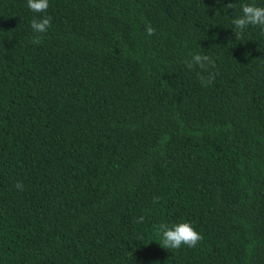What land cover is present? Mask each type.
<instances>
[{
	"label": "trees",
	"instance_id": "trees-1",
	"mask_svg": "<svg viewBox=\"0 0 264 264\" xmlns=\"http://www.w3.org/2000/svg\"><path fill=\"white\" fill-rule=\"evenodd\" d=\"M245 3L264 6L0 0V264H264V28L236 40ZM196 53L215 67L189 70ZM179 222L203 239L161 247Z\"/></svg>",
	"mask_w": 264,
	"mask_h": 264
},
{
	"label": "clouds",
	"instance_id": "clouds-1",
	"mask_svg": "<svg viewBox=\"0 0 264 264\" xmlns=\"http://www.w3.org/2000/svg\"><path fill=\"white\" fill-rule=\"evenodd\" d=\"M219 2V0H217ZM227 8H234L233 3L225 5ZM27 7L34 13H46L49 8V0H27ZM242 14L232 20L233 32L236 40L242 39L245 30L249 26H261L264 28V6H258L255 3H245L242 5ZM52 17L44 15L31 20V28L36 34L32 40L33 43L39 44L42 42L43 34L47 33L51 27ZM146 32L149 36L155 34V28L151 25H146ZM186 67L191 70L199 67L207 70L209 67H215V62L207 54L196 53L191 56V59L186 61ZM218 73L210 72L209 75L201 77L203 85H209L215 79ZM17 187L22 189V184L17 183ZM153 202H158L157 198H153ZM144 217L140 216L137 220L142 223ZM157 234L161 237L160 246L165 249L179 250L182 246L189 248L196 247L203 239V236L189 222H179L173 225L161 223L157 226Z\"/></svg>",
	"mask_w": 264,
	"mask_h": 264
}]
</instances>
